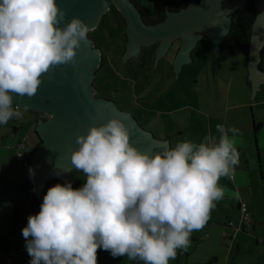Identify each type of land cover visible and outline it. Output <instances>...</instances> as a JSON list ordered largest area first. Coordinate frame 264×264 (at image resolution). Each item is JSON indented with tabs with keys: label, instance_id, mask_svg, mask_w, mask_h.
I'll return each instance as SVG.
<instances>
[{
	"label": "clouds",
	"instance_id": "clouds-1",
	"mask_svg": "<svg viewBox=\"0 0 264 264\" xmlns=\"http://www.w3.org/2000/svg\"><path fill=\"white\" fill-rule=\"evenodd\" d=\"M65 18L58 0H0V125L21 115L14 94L34 96L44 75L75 62L88 42L91 26L76 16L62 27ZM131 129L113 116L77 136L72 167L56 174L74 168L86 182L50 187L28 217L29 264H98L101 248L114 258L170 264L206 226L226 194L220 180L235 179L239 129L217 124L218 138L209 133L154 153L132 143Z\"/></svg>",
	"mask_w": 264,
	"mask_h": 264
},
{
	"label": "water",
	"instance_id": "water-1",
	"mask_svg": "<svg viewBox=\"0 0 264 264\" xmlns=\"http://www.w3.org/2000/svg\"><path fill=\"white\" fill-rule=\"evenodd\" d=\"M246 1L190 0L187 7L179 11L167 10L162 21L152 24L145 22L133 0H58V3L66 11L62 27L77 16L87 22L91 30L97 27L101 16L114 3L125 18L129 36L124 60L137 56L143 46L157 44L155 61L158 64L173 43L180 40L181 46L174 57L177 79L183 66L193 60L192 52L201 40L209 39L215 55L219 54L221 43L231 28L234 13ZM255 5L257 17L252 27L248 56L253 85L251 99L259 91V85L264 83V71L260 68L264 51V0H255ZM94 46L95 41L88 36V42H82L77 49L75 62L57 65L45 74L34 96L20 97L14 94L16 107L49 115L47 120L40 118L36 121L35 130L41 142L31 161L34 170L31 191L41 203L47 193L48 183L60 176L56 174L57 169L72 167L70 154L78 147L76 138L86 134L93 123L99 125L113 116H119L131 123V141L141 150L154 153L164 146L170 147L169 142L159 140L152 130L141 126L131 112L121 110L111 99L95 95L92 80L100 66L102 52Z\"/></svg>",
	"mask_w": 264,
	"mask_h": 264
},
{
	"label": "crops",
	"instance_id": "crops-1",
	"mask_svg": "<svg viewBox=\"0 0 264 264\" xmlns=\"http://www.w3.org/2000/svg\"><path fill=\"white\" fill-rule=\"evenodd\" d=\"M219 73H213L212 78L208 76L207 87L203 85L208 89L195 90L200 97L197 105L192 100H184L181 105H176L175 102L174 107L166 105L165 101L156 104V99L164 94L169 95L171 92L170 90H157L155 98L149 100L152 102L151 106L154 107L151 109L152 112L171 115L191 110L199 115L195 118H188L186 115L185 122L173 125L171 130L166 131V126L158 125L157 129L152 131L156 138L167 141L170 147H174L176 143L183 140L201 142L209 133L218 138L217 124H223L225 127L234 126L239 129L236 140L240 163L236 169L235 179L222 178L220 180L219 183L226 188L224 199L217 203L206 226L202 230L194 231L191 235V241L200 240L197 247L201 248L202 253L197 254L195 249H187L184 264H264V244L259 242V239H264V97L261 93L264 90V83L259 85V91L255 92L252 99L249 97L253 89L250 73L247 78V90H224L222 86L219 90H210L214 78L219 83L222 81L219 79ZM230 84H232L231 79L228 86ZM186 91L188 95H193L192 90ZM173 96L175 97L176 94ZM169 101L174 102L176 99L168 100V103ZM256 107L258 114L255 112ZM31 112L33 119H31L30 127L35 129L37 116L36 112ZM19 131L17 130L14 142L8 143L7 141L6 145L5 143L0 144V151L4 149V152L0 153V173L6 168L4 161L9 153L17 159L18 163L20 162V166L14 162V168L3 180L0 178V264H29L31 257L27 249L20 251V248H26V239L22 230L28 223V217L38 214L42 204L31 189L30 193L35 195L36 201L29 204L26 201V193L20 190L21 184L26 180L25 177L27 178V167L26 162L17 158V142H25ZM23 164H25V169ZM66 178L81 179V181L86 179L82 172L74 169L67 176L56 180L50 187L63 183ZM72 185L78 188L75 183ZM50 187H46V192ZM243 204L251 213L250 224L248 227L245 226L243 231H239L233 242L228 245L225 231L231 228L226 225L229 221L235 224L240 222V208ZM10 253L14 255L13 260L9 262ZM181 257L179 254L180 260ZM120 258L121 256L114 258L109 251L102 248L98 250V264H136V260L119 263ZM180 260L174 259V264H180Z\"/></svg>",
	"mask_w": 264,
	"mask_h": 264
},
{
	"label": "rangeland",
	"instance_id": "rangeland-1",
	"mask_svg": "<svg viewBox=\"0 0 264 264\" xmlns=\"http://www.w3.org/2000/svg\"><path fill=\"white\" fill-rule=\"evenodd\" d=\"M138 3L148 8L152 16H159L160 13L155 11V0H137ZM88 36L95 41L96 47L100 48L102 52V60L100 66L96 69L92 80L95 95L112 96L118 98L125 105H131L136 107L134 115L138 117L139 124L146 129L156 130L158 125L166 126L165 130H171L173 125L183 124L185 122V116L188 118H195L199 114L192 112L191 110H184L171 115L152 112L150 98H155L157 90H170L169 95H163L156 99V104L165 101L166 105L174 107L181 105L184 100H192L195 105L198 104L200 97L195 90H205L207 87V78L210 75L212 78V65L214 58V51L209 39L205 38L201 40L196 48L192 52V62L183 66L181 72L177 74L174 69V57L180 46V41L176 40L173 46L165 57L161 58L159 63L155 61V45L143 46V52L139 56H132L126 60L123 59V55L129 43V36L126 29L125 18L115 6L111 3L110 10L104 13L98 23L97 27L90 30ZM156 62V67H155ZM218 76L220 83L216 78L212 80L210 90H247V78L250 73L248 68V61L244 53L240 49H236L235 52L225 61L224 68L220 71ZM217 72V73H218ZM231 79L230 86H228ZM217 81V82H216ZM224 82L226 86L224 87ZM204 85V86H203ZM186 90H192L193 95H188ZM263 90V87H262ZM96 91L98 93L96 94ZM264 97V90L261 91ZM173 94H176L174 97ZM251 95H249L250 97ZM172 102L168 100H174ZM157 106V105H156ZM21 113L19 118H12L6 125H0V144L6 145V142H14L17 130L23 141L33 148L39 142V137L34 128L30 127L32 121V112L16 107ZM256 113H257V107ZM34 112V111H33ZM258 114V113H257ZM136 118V117H135ZM137 119V118H136ZM137 119V120H138ZM158 135V134H157ZM9 139H7V138ZM20 142H17V146ZM4 152V149L0 153ZM12 154L9 153L5 162V170L0 173V178L3 180L8 172L14 168V162L20 166V162L16 161ZM25 162V160H22ZM25 169V164H23ZM27 174V173H26ZM69 174V173H68ZM63 178V177H61ZM58 178L57 180H60ZM26 179V177H25ZM54 180V179H53ZM75 183L76 187H82L86 182L81 179H68L66 178L63 183ZM200 240H192L190 246L187 249H195L197 254L202 253L200 247H197ZM181 254V260L179 259ZM186 250L178 251L175 260H180V264H184L186 261ZM122 260V261H121ZM131 262L125 256H121L119 263ZM114 263H118L115 262ZM174 264V260L170 261V264ZM136 264H143V261L136 260Z\"/></svg>",
	"mask_w": 264,
	"mask_h": 264
},
{
	"label": "trees",
	"instance_id": "trees-1",
	"mask_svg": "<svg viewBox=\"0 0 264 264\" xmlns=\"http://www.w3.org/2000/svg\"><path fill=\"white\" fill-rule=\"evenodd\" d=\"M133 1L139 8L145 22L152 24L162 21L166 17L167 10L179 11L187 7L190 0H155V11L160 13L159 16H152L148 8L138 3L137 0ZM256 17L257 7L255 5V0H247L246 3L239 7L234 13L231 28L221 43V50L218 55H214L212 65L213 73H217L223 68L225 61H227V59L235 52L236 49H240L246 58H248L250 52L252 27ZM260 68L264 71V57L260 63ZM40 142L41 139L39 138L38 144L32 148V151L26 161L27 178L20 186V190L24 193H29L33 185L32 176H30V169H33L31 161L33 153ZM67 175L68 174L57 176L54 180L48 183L47 187H50L58 178L65 177ZM37 202L40 203L38 200Z\"/></svg>",
	"mask_w": 264,
	"mask_h": 264
},
{
	"label": "built area",
	"instance_id": "built-area-1",
	"mask_svg": "<svg viewBox=\"0 0 264 264\" xmlns=\"http://www.w3.org/2000/svg\"><path fill=\"white\" fill-rule=\"evenodd\" d=\"M45 113L42 112H38V117L42 118L44 116ZM32 148L29 147L25 142H22L18 145V149H17V158L19 160H25V162L28 159L29 154L31 153ZM26 201L29 204H33L36 201V198L34 196L33 193H26ZM241 219L240 222L238 224H235V222L233 221H229L228 224L226 225L228 228H231V230H227L225 231V237H226V242L228 243V245H230L233 242V239L236 237V234L239 231H243L245 229V226H249L250 224V220H251V213L248 211L247 206H245L244 204L241 205ZM259 242L264 244V239H259ZM20 251H26L25 247L20 248ZM13 255L14 254H9L8 255V261H12L13 260Z\"/></svg>",
	"mask_w": 264,
	"mask_h": 264
},
{
	"label": "flooded vegetation",
	"instance_id": "flooded-vegetation-1",
	"mask_svg": "<svg viewBox=\"0 0 264 264\" xmlns=\"http://www.w3.org/2000/svg\"><path fill=\"white\" fill-rule=\"evenodd\" d=\"M96 46V45H95ZM94 46V47H95ZM157 46V45H156ZM143 48L144 47H142L141 48V51H140V53H142L143 52ZM127 49V48H126ZM155 49H156V47H155ZM126 51V50H125ZM178 51V50H177ZM139 53V54H140ZM139 54L137 55V56H139ZM98 93V91H96V94ZM100 97H104V98H108V99H111V100H113L114 101V103L117 105V107L118 108H120L121 110H123V111H127V112H131L133 115H134V110H136V107H133V106H131V105H125L124 103H122L121 102V100L120 99H118V98H113L112 96H101L100 95ZM36 114V116H37V120H39L40 118L38 117V113L36 112L35 113ZM135 116V115H134ZM137 119H138V117L137 116H135ZM49 118V115H47V114H44V116L41 118L42 120H47ZM138 122H139V119H138Z\"/></svg>",
	"mask_w": 264,
	"mask_h": 264
},
{
	"label": "bare ground",
	"instance_id": "bare-ground-1",
	"mask_svg": "<svg viewBox=\"0 0 264 264\" xmlns=\"http://www.w3.org/2000/svg\"><path fill=\"white\" fill-rule=\"evenodd\" d=\"M102 17V16H101ZM100 22V21H99Z\"/></svg>",
	"mask_w": 264,
	"mask_h": 264
}]
</instances>
